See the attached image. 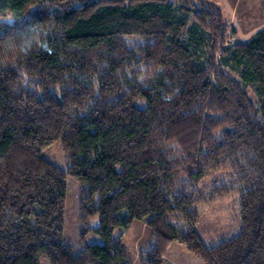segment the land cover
I'll return each mask as SVG.
<instances>
[{"label":"trees","instance_id":"obj_1","mask_svg":"<svg viewBox=\"0 0 264 264\" xmlns=\"http://www.w3.org/2000/svg\"><path fill=\"white\" fill-rule=\"evenodd\" d=\"M226 33L213 0H0V264H130L120 237L143 219L141 264L174 240L205 264H264V27ZM56 141L65 167L42 155ZM222 166L209 194H237L241 230L208 246L194 203ZM68 176L77 253L61 242Z\"/></svg>","mask_w":264,"mask_h":264},{"label":"rangeland","instance_id":"obj_2","mask_svg":"<svg viewBox=\"0 0 264 264\" xmlns=\"http://www.w3.org/2000/svg\"><path fill=\"white\" fill-rule=\"evenodd\" d=\"M222 10L226 26V40H245L264 27V0H213ZM191 24L188 23L187 28ZM187 28L181 30V37L188 34ZM133 79L126 74V80ZM87 82H95L93 77H87ZM128 80V81H129ZM247 91L258 106V99L253 91ZM42 155L54 164L65 167V154L58 141L43 149ZM233 176L231 169L222 168L205 169L203 177L198 183L201 192L195 200V209L199 214L198 222L193 226L203 242L208 246H214L222 241L234 237L241 230V213L237 194L219 195L209 194L212 188L222 184ZM171 220H179L178 217H170ZM180 221V220H179ZM79 223V183L73 177L66 180V196L64 210V225L61 242L72 253H77L80 244ZM152 231L146 225V220H134L132 225L120 237V243L126 260L130 264H141L145 256L144 250L150 244ZM88 242L97 241L95 236H89ZM39 264H50L45 257L38 259ZM162 264H205L196 257L183 243L174 240L167 247Z\"/></svg>","mask_w":264,"mask_h":264}]
</instances>
